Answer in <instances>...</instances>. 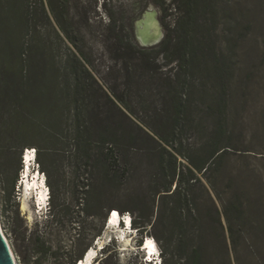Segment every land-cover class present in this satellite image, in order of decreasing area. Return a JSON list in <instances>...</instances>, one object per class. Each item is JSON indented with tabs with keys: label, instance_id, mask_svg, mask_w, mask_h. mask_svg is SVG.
I'll list each match as a JSON object with an SVG mask.
<instances>
[{
	"label": "rangeland",
	"instance_id": "rangeland-1",
	"mask_svg": "<svg viewBox=\"0 0 264 264\" xmlns=\"http://www.w3.org/2000/svg\"><path fill=\"white\" fill-rule=\"evenodd\" d=\"M66 3L73 27H79L76 39L91 61L89 71L105 90L117 86L132 107L128 115L133 121L141 125V121H173L172 104L180 94L186 100L178 121L186 124L183 140L190 148L187 154L194 160L206 159L216 129L227 150L220 158L210 159L206 168L194 170L199 181L194 185L191 214L173 212L168 199L162 223L152 227L155 204L149 222L134 225L131 233L125 230L128 244L124 250L122 225H107L105 220L112 210L137 219L146 215L137 192L140 186L156 183L154 158L136 157L131 165L136 171L132 170L130 177L104 180L97 168L91 170L74 151L70 120L62 131L39 136L44 139L41 147L47 148L40 150V159L39 149L28 144L37 138L5 134L0 144V224L16 263L75 264L86 249H92L93 264H145L138 241L146 238L155 240L161 264H264V0H197L192 40L199 55L177 70L175 60L165 62L154 48L151 56L156 57L158 69L144 72L132 66V75L117 58L119 38L143 47L138 32L150 16L149 27L141 33L144 40L158 34L161 42L177 17V1ZM48 15L49 19L43 18L37 9L35 25L21 29V42L51 47L55 61L63 65L74 48L49 11ZM166 76L175 80L176 88L163 86ZM59 115L49 119L38 114L33 119L65 121ZM67 115L64 110L63 118ZM141 136L139 146L149 145ZM27 148L36 149L31 169L44 174L49 192L48 212L41 214L43 210L33 204L31 190L33 225L20 209L25 192L20 184L22 154ZM179 160L187 164L184 158ZM98 240L102 244L92 248Z\"/></svg>",
	"mask_w": 264,
	"mask_h": 264
},
{
	"label": "trees",
	"instance_id": "trees-1",
	"mask_svg": "<svg viewBox=\"0 0 264 264\" xmlns=\"http://www.w3.org/2000/svg\"><path fill=\"white\" fill-rule=\"evenodd\" d=\"M176 1L174 24L167 28L166 36L155 46L136 47L130 39L119 38L116 44L119 51L117 58L125 63V70L130 69L131 75L134 71L132 66L144 72L158 69L156 57L151 56L154 48L166 59L165 62L167 59L175 60L177 70L189 66L199 55V47L192 40V26L197 22V0ZM66 2L0 0V144L5 134L9 133L37 138V142L28 144L39 149L40 159L43 155L40 150L46 147H41L40 142L44 139L39 136L46 132L54 134L62 131L67 120H70L74 151L82 156L91 170L97 168L104 180H117L126 175L130 177V173L134 172L132 170H135L131 165L136 157L155 159L156 183L140 186L137 192L142 197L146 215L132 218L133 226L149 222L154 215L155 204L157 212L152 227L162 223L168 199L172 202L173 212L191 214L194 185L199 181L194 170L199 172L207 167L210 159L220 158L226 152L227 145H223L216 129L206 159L200 157L194 160L187 154L190 148L184 145L183 140L186 124L178 121L185 111L186 100L180 94H176L177 99L172 104L170 116L173 121H159V124L141 121L142 125L133 121L128 115L133 112L132 107L124 101L117 86L105 90L89 71L87 65L91 61L76 39L80 35L79 27H73V16H70ZM37 9L46 19H49V11L73 45L74 50H70L63 65L55 61L51 47L36 42H21L22 30L35 25L33 21ZM14 33L17 38L13 36ZM168 51L172 55L170 58ZM174 81L166 76L163 86L174 89L177 86ZM129 86L130 83H127ZM64 110L68 113L65 118ZM38 114L49 119L60 114V120L65 121H35L34 115ZM51 134L48 137L53 138ZM140 134L141 139L149 145L139 146ZM179 157L184 158L187 164H183ZM184 169L187 173H184ZM88 251L85 250L86 254Z\"/></svg>",
	"mask_w": 264,
	"mask_h": 264
},
{
	"label": "bare ground",
	"instance_id": "bare-ground-1",
	"mask_svg": "<svg viewBox=\"0 0 264 264\" xmlns=\"http://www.w3.org/2000/svg\"><path fill=\"white\" fill-rule=\"evenodd\" d=\"M150 19H151L150 16L146 17V20L144 22L143 28H141L140 32H138L139 37L141 36L143 40H144V34L141 33V32H143V29L146 26L149 27ZM154 29H155V27L153 28V30ZM145 40H146V38H145ZM27 149H31V148H27ZM24 152L22 154L23 155L22 159L24 157ZM35 155L36 154H34V159L29 162V165H28L29 171H28L27 175H25L24 169H23L22 177H21V183H20V184L24 185V190H25L24 195H23L22 200H21L20 209H21V211L24 214H26V218L28 219V223H30V224H32V222L34 221V218H35L34 212L32 211V209L30 207V194H32L31 190L36 194L34 198H35L36 203L38 204V207H39L38 209H40V208L45 209L46 208L45 204H46V199L48 197V194H47L48 193V188H47V186L45 184V176H44V174L41 175V172L40 171H35L36 170L35 168H34V170L31 169V164H32V161L35 160ZM23 167L25 168L24 159H23ZM32 171H33L34 174L31 175ZM110 213L111 212H109L108 216L106 217L105 224L108 221V217H109ZM120 215H121V213H120ZM127 215H129V214H127ZM107 225H115V224H109L108 223ZM0 231H1L2 235H3V238L5 239L6 243L9 245L5 235L3 234V231H2V228H1V224H0ZM125 232L126 231L123 230L120 236L124 237ZM101 244H102V242H100V240H98L95 243V246L92 247V248H96V246L101 245ZM127 244H128V239L126 237L125 239H123L124 250H127V248H126ZM90 250L91 251H89V253L92 252L93 255H89V253H87L86 257L83 260H81L80 262H78V264H82V262H83V264H93L92 261H93V257L95 256V253H94V251L92 249H90ZM153 257H152V259H153ZM14 259H15V257H14ZM15 264H17L16 263V259H15Z\"/></svg>",
	"mask_w": 264,
	"mask_h": 264
},
{
	"label": "snow or ice",
	"instance_id": "snow-or-ice-1",
	"mask_svg": "<svg viewBox=\"0 0 264 264\" xmlns=\"http://www.w3.org/2000/svg\"><path fill=\"white\" fill-rule=\"evenodd\" d=\"M36 152L35 148L32 149H25L24 152V173L25 175L28 174L29 168V162L34 159V154ZM108 223L109 224H115L116 226H119L120 223H123L126 228H128L130 231L132 230V219L130 215H126L123 217V220H121V215L119 212L112 210L110 213V216L108 217ZM142 250L146 253L145 258L151 262V259L153 256L158 257L159 251L156 246V242L154 239H145L142 245ZM89 255H93L92 252L89 253ZM83 264V262H82Z\"/></svg>",
	"mask_w": 264,
	"mask_h": 264
},
{
	"label": "water",
	"instance_id": "water-1",
	"mask_svg": "<svg viewBox=\"0 0 264 264\" xmlns=\"http://www.w3.org/2000/svg\"><path fill=\"white\" fill-rule=\"evenodd\" d=\"M151 38H148L147 40H143L138 35V39L141 41V45L143 47L153 45L154 43H157L159 41V35H151ZM85 252V251H84ZM0 264H15L14 256L9 248V245L6 243L5 239L3 238V235L0 231Z\"/></svg>",
	"mask_w": 264,
	"mask_h": 264
},
{
	"label": "clouds",
	"instance_id": "clouds-1",
	"mask_svg": "<svg viewBox=\"0 0 264 264\" xmlns=\"http://www.w3.org/2000/svg\"><path fill=\"white\" fill-rule=\"evenodd\" d=\"M47 201V200H46ZM132 218V217H131ZM133 222V221H132ZM133 224V223H132ZM156 257V256H155ZM157 258V260L160 258V254H159V256L158 257H156ZM160 263V262H159Z\"/></svg>",
	"mask_w": 264,
	"mask_h": 264
}]
</instances>
